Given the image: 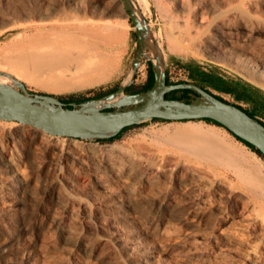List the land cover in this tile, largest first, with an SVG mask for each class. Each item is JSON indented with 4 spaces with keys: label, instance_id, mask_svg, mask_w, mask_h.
Masks as SVG:
<instances>
[{
    "label": "rangeland",
    "instance_id": "obj_1",
    "mask_svg": "<svg viewBox=\"0 0 264 264\" xmlns=\"http://www.w3.org/2000/svg\"><path fill=\"white\" fill-rule=\"evenodd\" d=\"M148 1L149 8L135 3L169 81L214 93L215 85L227 86L223 77L238 78L264 91V0H185L183 7ZM76 17L107 23L116 37L100 76L61 90L56 77L74 85L85 78L52 60L55 44L71 38L65 23ZM138 48L121 0H0V73L29 93L80 99L116 90ZM147 74L142 59L129 86L138 89ZM0 78V85L9 83ZM190 123L220 130L249 152L243 168L264 175L263 157L205 120L151 119L99 142L0 119L8 159L0 161V264H145L139 254L153 264H264V196L232 166L198 158L158 134ZM95 159L111 164L117 181L97 178ZM103 182L112 186L106 194H100Z\"/></svg>",
    "mask_w": 264,
    "mask_h": 264
},
{
    "label": "water",
    "instance_id": "obj_2",
    "mask_svg": "<svg viewBox=\"0 0 264 264\" xmlns=\"http://www.w3.org/2000/svg\"><path fill=\"white\" fill-rule=\"evenodd\" d=\"M130 18L139 42V48L126 74V81L116 90L81 103L65 107L61 98L49 94H30L15 87L16 80L9 74V83L0 85V119L31 125L54 136L82 140L105 139L117 135L122 128L159 118L164 121H188L210 118L234 135L252 144L264 159V124L238 105L217 97L195 82L167 83L165 65L158 45L152 39L148 26L133 0H121ZM150 46V49H149ZM158 62H155V54ZM150 61L154 81L150 89L126 93L141 60ZM129 76V78H127ZM176 89H189L198 94V100L166 98ZM119 94L125 99L117 104L87 107L91 102ZM256 153V152H255ZM257 154V153H256ZM258 155V154H257Z\"/></svg>",
    "mask_w": 264,
    "mask_h": 264
},
{
    "label": "bare ground",
    "instance_id": "obj_3",
    "mask_svg": "<svg viewBox=\"0 0 264 264\" xmlns=\"http://www.w3.org/2000/svg\"><path fill=\"white\" fill-rule=\"evenodd\" d=\"M133 1H140L145 7L149 8L148 0ZM176 1L177 6L179 7H183L185 5V0ZM162 15H164V13ZM74 19H77V21L65 23L63 29L65 32H68L71 35V38H66L55 44V49L52 53V60L54 64H56L58 67H62L65 71L81 73L85 76V78L79 84L74 85L70 81L63 79L60 76L56 77L53 85L61 90L72 89L93 82L95 80L94 76L99 75L98 73H100L103 69V61L109 56L108 55L106 57V50L110 47L111 41L116 37V33L111 30L112 28L108 27L107 23L82 21V18L80 19L79 17ZM90 19L93 18L91 17ZM114 26L115 25L113 24V27ZM1 80H3V78ZM118 99L119 95H111L99 101H93L91 104L87 105V107L97 108L102 105L111 104ZM158 134L168 141L174 143L180 150L192 153L198 158H203L208 161L220 164L226 163L229 166H232L237 172L238 176L245 184H247L248 188L250 187L254 192L264 196V175L261 174L262 172L260 173L259 169H255L256 171H253L251 169L243 168L245 164L244 160L249 158V152H245V150H243L241 147L234 144L233 142H230L227 137L214 126H204L202 124L194 123H190L185 126H176L171 129L165 126L159 131ZM251 153L252 154L250 155H253V152ZM6 156L7 154L5 153V150L1 146L0 161H7L8 159ZM110 165L103 160L95 159L93 162L95 176H105L110 180L117 181L118 174L116 171H114V169H112ZM111 187V184L103 182L100 194H106L110 192ZM242 207H240V209ZM243 210L244 209H242V211ZM245 211H247V208H245ZM245 214L247 217V212H245L244 215ZM249 216L250 215H248V217ZM126 248L130 251L132 250L130 246H127ZM149 257L150 256H143L142 254H139L138 261L149 264L150 261L146 262L147 258Z\"/></svg>",
    "mask_w": 264,
    "mask_h": 264
},
{
    "label": "crops",
    "instance_id": "obj_4",
    "mask_svg": "<svg viewBox=\"0 0 264 264\" xmlns=\"http://www.w3.org/2000/svg\"><path fill=\"white\" fill-rule=\"evenodd\" d=\"M223 79L222 81L227 83V86L215 85L217 92L214 93L217 96L241 106L258 119L264 116V91L262 89L238 78L223 77Z\"/></svg>",
    "mask_w": 264,
    "mask_h": 264
},
{
    "label": "trees",
    "instance_id": "obj_5",
    "mask_svg": "<svg viewBox=\"0 0 264 264\" xmlns=\"http://www.w3.org/2000/svg\"><path fill=\"white\" fill-rule=\"evenodd\" d=\"M147 65H148V74H147V78H146V81L145 83L139 87L138 89L136 90H133L131 86H128L125 90L126 93H138V92H144L148 89L151 88L152 84H153V81H154V75H153V71H152V65H151V62L150 61H147ZM166 81L167 83H172L171 81H169L168 77H166ZM179 82H182V81H177V82H174V83H179ZM115 89L113 90H110V91H107V92H104V93H99L97 94L96 96L94 97H88V98H80V99H73V98H61V100L64 102L65 104V107H68V108H72V102H76V103H81L85 100H88L90 98H96V97H100V96H103L105 94H108L112 91H114ZM176 93H179V96H176L175 94ZM30 94H37V93H34V92H30ZM187 94H194L195 96H198V94L194 91H191L189 89H176V90H172L168 93H166V98H173V99H180V100H186V101H190V98L188 96H186ZM217 96V95H216ZM219 97V96H217ZM220 99L224 100L223 98L219 97ZM227 101V100H225ZM238 107H240L241 109H243L245 112H247L248 114L254 116L253 114H251L250 112H248L247 110H245L244 108H242L241 106L238 105ZM152 120H162V119H159V118H153ZM202 120H205L206 122H209V123H213L217 126H220V127H223L224 129H226L224 126H222L220 123L216 122L215 120L213 119H210V118H205V119H202ZM137 125V124H135ZM135 125H131V126H127V127H124L121 129V131L113 136V137H110V138H105V139H97V141L99 142H105V141H112L116 138H118L120 136V134L122 132H124L125 130L135 126ZM235 139H237L238 141L242 142L244 145H246L248 148H250L252 151L256 152L259 156H263L262 153L256 149L252 144L248 143L247 141L239 138L238 136L234 135L232 132H230L228 129H226Z\"/></svg>",
    "mask_w": 264,
    "mask_h": 264
},
{
    "label": "built area",
    "instance_id": "obj_6",
    "mask_svg": "<svg viewBox=\"0 0 264 264\" xmlns=\"http://www.w3.org/2000/svg\"><path fill=\"white\" fill-rule=\"evenodd\" d=\"M259 120L264 124V119H261V118H260Z\"/></svg>",
    "mask_w": 264,
    "mask_h": 264
}]
</instances>
